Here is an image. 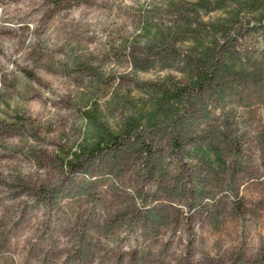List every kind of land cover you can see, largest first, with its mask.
Masks as SVG:
<instances>
[{"label":"rangeland","instance_id":"obj_1","mask_svg":"<svg viewBox=\"0 0 264 264\" xmlns=\"http://www.w3.org/2000/svg\"><path fill=\"white\" fill-rule=\"evenodd\" d=\"M0 264H264V0H0Z\"/></svg>","mask_w":264,"mask_h":264},{"label":"trees","instance_id":"obj_2","mask_svg":"<svg viewBox=\"0 0 264 264\" xmlns=\"http://www.w3.org/2000/svg\"><path fill=\"white\" fill-rule=\"evenodd\" d=\"M74 155H76V153H73Z\"/></svg>","mask_w":264,"mask_h":264}]
</instances>
